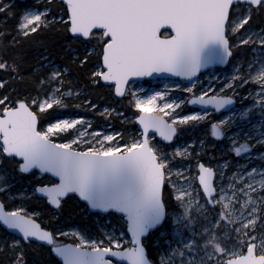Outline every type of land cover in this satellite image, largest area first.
Returning <instances> with one entry per match:
<instances>
[{"label": "rangeland", "instance_id": "374dc122", "mask_svg": "<svg viewBox=\"0 0 264 264\" xmlns=\"http://www.w3.org/2000/svg\"><path fill=\"white\" fill-rule=\"evenodd\" d=\"M49 1L33 0L35 6L28 7L20 18L17 29L21 35L50 22L51 18H46L48 9L36 6ZM259 7L233 6L226 37L230 50L237 49L236 56L225 68L208 70L192 82L134 81L122 99L115 97L112 86L100 84L103 94L93 102L89 95L96 92H86L75 80V88H65L69 84L65 63L48 62L41 68L45 69L40 84L42 94L29 105L40 117L52 112V120H40L38 130L41 136L63 147L98 154L135 149L141 144V132L135 124L141 112L161 116L175 127L176 135L170 144L161 143L156 135L147 138L164 171L163 188L169 190L173 200V207L166 213L167 224L151 237L157 264H224L225 260L244 255L251 244L256 253L264 251V26L243 30L251 10ZM95 33L80 41V53L92 58L91 77L99 82L106 39L101 32ZM76 41L71 38L72 43ZM67 51L71 60L78 57L73 54L75 48ZM96 85L97 81L91 84ZM192 97H230L237 104L227 113L214 114L189 107L187 102ZM212 124L223 132L222 140L211 136ZM59 136L62 140L57 141ZM243 147H249L250 152L242 154ZM3 157L0 145V192L11 204L8 211L30 214L23 201L35 195V190L27 181L23 185L21 179L11 175ZM199 162L215 172L213 209L208 207L197 184ZM40 177L36 174L34 179ZM45 183L49 185L47 180ZM95 225L96 231L77 227L59 231L61 235L74 236V245L85 249L129 247L128 236L108 215H98ZM22 244L17 237L10 240L12 248Z\"/></svg>", "mask_w": 264, "mask_h": 264}, {"label": "water", "instance_id": "95a60500", "mask_svg": "<svg viewBox=\"0 0 264 264\" xmlns=\"http://www.w3.org/2000/svg\"><path fill=\"white\" fill-rule=\"evenodd\" d=\"M25 2L27 0H18ZM65 7L68 34L86 41L101 32L107 43L100 57L99 82L112 86L116 98L125 96L131 82L179 79L192 82L201 73L225 68L231 57L226 37L232 8L236 4L257 8L264 0H60ZM168 33V36H163ZM193 109L227 113L235 108L230 97H192ZM141 144L123 153L98 154L63 147L39 133L36 112L20 101L0 115V145L6 158L19 163L22 175L37 173L54 184L37 186L35 197L52 209L75 197L88 213L121 217L130 240L123 249L90 250L72 243L56 244L51 233L36 220L6 210L0 200V227L23 244L47 248L59 264H153L145 240L166 219L162 200L164 171L148 145L149 135L170 144L175 127L163 117L141 112L135 119ZM216 140L223 138L211 126ZM250 148L244 147L242 154ZM197 184L212 208L216 190L213 169L198 163ZM224 264H264V252L256 255L251 244L245 254Z\"/></svg>", "mask_w": 264, "mask_h": 264}, {"label": "trees", "instance_id": "16d2710c", "mask_svg": "<svg viewBox=\"0 0 264 264\" xmlns=\"http://www.w3.org/2000/svg\"><path fill=\"white\" fill-rule=\"evenodd\" d=\"M33 0L19 2L18 0H5L0 3V109L10 107L20 101L29 103L33 99L41 96L40 84L45 76V69L42 66L48 62L61 64L65 63L69 73L66 79L69 84L65 85L66 89L75 88L73 80L81 85L86 92H96L93 96L89 95L94 101L103 94L99 91L101 85L98 79L91 77L90 62L92 58L80 53L83 49V43L77 40L71 42L68 34V22L65 7L59 0H50L47 3L36 4L37 7L48 9L46 18H60L58 21L50 22L38 27L30 34L21 35L18 31L19 21L24 11L28 7H34ZM251 17L243 26V30L248 28H259L264 26V5L258 9L251 10ZM232 13L230 17H232ZM96 34V33H93ZM168 33H163L166 36ZM106 43V41H104ZM88 44L91 46L90 42ZM69 47L76 51L73 53L75 60L70 59ZM101 48V47H100ZM237 49L232 50V57L236 56ZM239 55V54H238ZM96 62H99L98 59ZM97 81V85L92 87V82ZM52 112L48 115L41 116V123L52 120ZM7 170L16 179H21L23 185L28 182L30 188L35 189L37 186L49 185L54 182L48 177L34 179L36 173L22 175L19 172V163L13 159L3 157ZM0 200L6 210L9 204L3 192H0ZM162 200L166 212L173 207L172 197L168 189L163 188ZM26 210L30 214H24L36 220L45 230L49 231L55 243H75L74 236L61 235L59 229L67 227H77L81 229H93L96 231L95 218L96 214H90L87 208L79 203L75 197H69L61 202L58 209L50 208L47 203L31 195L23 201ZM108 217L112 223L125 232V224L121 217L109 214ZM164 224H167L164 222ZM163 224V225H164ZM158 230V229H157ZM157 231L150 234L145 240V250L148 259L156 263L157 251L151 242V237ZM14 237L7 234L0 227V264H59L50 254V251L42 246L29 243L22 244L20 248H12L10 240Z\"/></svg>", "mask_w": 264, "mask_h": 264}, {"label": "flooded vegetation", "instance_id": "af4514ba", "mask_svg": "<svg viewBox=\"0 0 264 264\" xmlns=\"http://www.w3.org/2000/svg\"><path fill=\"white\" fill-rule=\"evenodd\" d=\"M234 100L236 101V104H237V100H236V99H234ZM13 107H14V105H13V106H10V107H4V108L0 109V115H1V113H2L3 110H5V109H11V108H13ZM235 107H236V106H235ZM32 110H34L33 107H32ZM36 113H37V112H36ZM214 114H215V113H214ZM37 115H38L39 124H40V120H41L40 118H41V117H40V115H39L38 113H37ZM212 125H213V124H212ZM212 125H211V126H212ZM214 125H215V124H214ZM220 130H221V129H220ZM210 132H211V131H210ZM222 134H223V132H222ZM211 136H212V135H211ZM223 137H224V134H223ZM222 139H223V138H222ZM222 139H221V140H222ZM56 140H57V141H58V140H62V137L59 136V137L56 138ZM243 148H244V147H243ZM243 148H242V149H243ZM248 148H249V147H248ZM241 152H242V150H241ZM199 163H201V162H199ZM202 164H203V163H202ZM197 165H198V164H197ZM206 167H207V166H206ZM208 168H209V167H208ZM214 173H215V172H214ZM197 175H198V172H197ZM214 186H215V178H214ZM215 190H216V188H215ZM215 195H216V194H215ZM214 198H215V197H214ZM214 198H213V199H214ZM213 205H214V204H213ZM214 207H215V206H213L211 209H213ZM209 208H210V207H209ZM255 248H256V247H255ZM255 250H256V249H255ZM255 252H256V251H255ZM263 252H264V251H263ZM263 252H261V253H256V255H261V254H263Z\"/></svg>", "mask_w": 264, "mask_h": 264}, {"label": "bare ground", "instance_id": "6f19581e", "mask_svg": "<svg viewBox=\"0 0 264 264\" xmlns=\"http://www.w3.org/2000/svg\"><path fill=\"white\" fill-rule=\"evenodd\" d=\"M145 106H147L146 104H144ZM79 125V124H78Z\"/></svg>", "mask_w": 264, "mask_h": 264}]
</instances>
